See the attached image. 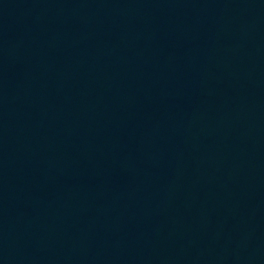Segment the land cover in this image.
I'll use <instances>...</instances> for the list:
<instances>
[{
	"label": "water",
	"instance_id": "obj_1",
	"mask_svg": "<svg viewBox=\"0 0 264 264\" xmlns=\"http://www.w3.org/2000/svg\"><path fill=\"white\" fill-rule=\"evenodd\" d=\"M0 264H264V0H0Z\"/></svg>",
	"mask_w": 264,
	"mask_h": 264
}]
</instances>
